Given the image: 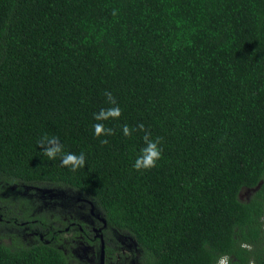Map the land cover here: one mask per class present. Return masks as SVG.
Instances as JSON below:
<instances>
[{"label": "trees", "instance_id": "trees-1", "mask_svg": "<svg viewBox=\"0 0 264 264\" xmlns=\"http://www.w3.org/2000/svg\"><path fill=\"white\" fill-rule=\"evenodd\" d=\"M141 123L162 159L138 172ZM0 177L88 199L144 264H264V0H0ZM2 240L0 264H69Z\"/></svg>", "mask_w": 264, "mask_h": 264}, {"label": "flooded vegetation", "instance_id": "flooded-vegetation-1", "mask_svg": "<svg viewBox=\"0 0 264 264\" xmlns=\"http://www.w3.org/2000/svg\"><path fill=\"white\" fill-rule=\"evenodd\" d=\"M2 185L0 236L10 240V244L17 241L31 246L40 241L53 245L67 256L69 264H76V258L85 264H144L135 240L109 225L88 199L56 193L45 185L11 184L4 180ZM11 185L16 186L7 191ZM256 191H246V198ZM20 205L30 213L17 211L15 207ZM65 236H71L66 239L67 245L63 242ZM28 237L35 239L33 244L27 243ZM83 249L86 258L77 256Z\"/></svg>", "mask_w": 264, "mask_h": 264}, {"label": "clouds", "instance_id": "clouds-1", "mask_svg": "<svg viewBox=\"0 0 264 264\" xmlns=\"http://www.w3.org/2000/svg\"><path fill=\"white\" fill-rule=\"evenodd\" d=\"M116 11H113V15H116ZM104 95L107 97V103L112 105L109 108H102L98 113L94 114V119L98 123L93 125L94 135L96 138L102 136H111L114 134V130L110 127H105L103 121L118 120L122 115V109L118 106L116 98L109 91H106ZM123 134L125 136H131L133 131L143 132L142 137L144 147L141 148L140 154L136 157L134 162V169L138 172L153 169L157 166V162L162 159V151L160 145L162 139L160 137L152 138L151 132L147 131L143 123L139 124L135 129H131L127 124L122 127ZM102 144H107L108 141L103 139L100 141ZM37 145L42 149V155L47 157L48 160H56L60 157L61 164L64 167L69 168L71 171H77L85 167L86 160L84 153L79 155L74 153H65L64 145L61 143L58 136L47 134L43 135L38 141ZM217 264H227V259L222 258Z\"/></svg>", "mask_w": 264, "mask_h": 264}, {"label": "rangeland", "instance_id": "rangeland-1", "mask_svg": "<svg viewBox=\"0 0 264 264\" xmlns=\"http://www.w3.org/2000/svg\"><path fill=\"white\" fill-rule=\"evenodd\" d=\"M2 183H3V178L2 177H0V188H2L3 189V185H2ZM14 186H16V185H11V187H9L8 189L9 190H7V191H12L11 189H13V187ZM49 187V186H48ZM43 188V187H42ZM50 189H53V190H58V189H56V188H53V187H49ZM5 189V188H4ZM22 191H23V188H22ZM244 195H246V193L244 194ZM246 197V196H245ZM15 207V206H14ZM15 209L17 210V211H19V212H21V213H24V214H29L30 213V211H29V209L27 208V207H25L24 205H20L19 207H18V209L15 207ZM71 236H65L64 238H63V242L66 244L67 243V241H66V239H68V238H70ZM30 240L27 242V243H29V244H33L34 243V241H35V239L34 238H31V237H28ZM3 241V243L4 244H10L9 242H10V240H7V239H3L2 240ZM67 245V244H66ZM77 256H79V257H83V258H86L87 257V253H86V249H83ZM80 258H76L75 260H74V262L76 263V264H85L84 263V261L82 260H79Z\"/></svg>", "mask_w": 264, "mask_h": 264}, {"label": "water", "instance_id": "water-1", "mask_svg": "<svg viewBox=\"0 0 264 264\" xmlns=\"http://www.w3.org/2000/svg\"><path fill=\"white\" fill-rule=\"evenodd\" d=\"M258 189V188H257Z\"/></svg>", "mask_w": 264, "mask_h": 264}]
</instances>
